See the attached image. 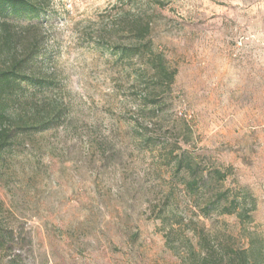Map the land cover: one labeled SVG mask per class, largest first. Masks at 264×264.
Here are the masks:
<instances>
[{
  "label": "rangeland",
  "instance_id": "rangeland-1",
  "mask_svg": "<svg viewBox=\"0 0 264 264\" xmlns=\"http://www.w3.org/2000/svg\"><path fill=\"white\" fill-rule=\"evenodd\" d=\"M39 1L59 122L0 155V264H264V0ZM146 22L171 81L108 50Z\"/></svg>",
  "mask_w": 264,
  "mask_h": 264
},
{
  "label": "trees",
  "instance_id": "trees-1",
  "mask_svg": "<svg viewBox=\"0 0 264 264\" xmlns=\"http://www.w3.org/2000/svg\"><path fill=\"white\" fill-rule=\"evenodd\" d=\"M42 11L43 6L39 0H0V155L12 145L14 135L43 132L59 122V114L56 112L60 109L53 111V107L48 110L36 100V94L48 88L51 81L37 73V64L46 57L39 47L40 40L30 34L34 25L12 23L13 18L37 19ZM134 29L137 45L109 47V52L118 54L119 57L149 55L148 66L155 76L171 81L173 74L166 73L161 57L153 53L150 41H144L149 34V23L146 22L143 28L135 25ZM13 106L19 109L14 114L10 113ZM193 162L189 158L186 166L190 167ZM180 163L181 160L178 165ZM202 178L203 175L200 179ZM197 183V179H192L186 182V186L194 188ZM217 202L220 200L217 199ZM232 202L220 207L219 212H236L237 207ZM212 204L214 200L209 201L204 210H208Z\"/></svg>",
  "mask_w": 264,
  "mask_h": 264
}]
</instances>
